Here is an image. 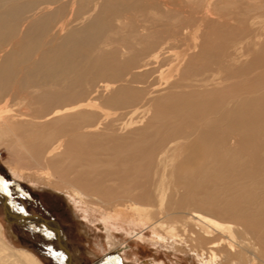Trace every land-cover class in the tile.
I'll return each instance as SVG.
<instances>
[{
    "label": "bare ground",
    "instance_id": "bare-ground-1",
    "mask_svg": "<svg viewBox=\"0 0 264 264\" xmlns=\"http://www.w3.org/2000/svg\"><path fill=\"white\" fill-rule=\"evenodd\" d=\"M92 1H0V142L14 164L48 176L46 184L78 203L109 213V206L124 205L148 214L152 225L158 222L166 231L160 242L168 250L193 252L202 264H264V56L254 54L248 65L232 71L221 49H204L203 56L218 66L213 76L229 75L216 79L218 89L201 92L195 87L209 81L188 80L178 92L152 98L151 92L128 93L120 86L100 105L93 99L84 103L87 93L82 88L75 93L76 87L102 77L116 83L121 77L104 65L96 67L94 47L114 40L117 54L121 46L133 54L129 64L143 55L140 47L151 49L159 41L143 32L123 40L110 37L112 20L122 23L133 7L107 2L100 6L106 18L98 13L85 27L66 33L74 4L80 3V18ZM248 1L254 13L262 10L261 3ZM203 3L206 12L217 15L209 11L211 0H200L198 8ZM7 4L10 8L1 11ZM220 18L226 24L234 20L227 11ZM237 19L241 25L248 21L242 14ZM199 58L191 62L197 65ZM184 59L179 57L176 67ZM102 89L108 91L110 84ZM122 110L129 111V121L119 123ZM166 162L173 168L168 178ZM5 222L14 224L6 217ZM54 234L66 257L70 252L57 237L61 233ZM0 264L42 263L8 244L0 224ZM144 264L163 263L148 259Z\"/></svg>",
    "mask_w": 264,
    "mask_h": 264
},
{
    "label": "rangeland",
    "instance_id": "rangeland-1",
    "mask_svg": "<svg viewBox=\"0 0 264 264\" xmlns=\"http://www.w3.org/2000/svg\"><path fill=\"white\" fill-rule=\"evenodd\" d=\"M199 1L94 0L92 3L95 2V4L85 9L84 13L87 15L82 13L83 17L80 18L76 13L80 3L74 4L72 16L68 17V24L71 26L67 28L66 33L76 27L77 29L85 27L88 21L98 13L102 18H106L108 13L105 10L101 11L100 6L101 3L107 2L110 6H118L116 8L133 7L131 12L125 13V17L120 19L122 23H118L116 18L112 20L113 29L108 28L110 37L114 36L116 39L123 40L130 38L131 33L141 34L143 32V34L149 33L150 36L154 35L155 38L157 36L159 39L156 47L151 49L149 46L140 47L143 49V55H135L129 64H127V59L133 54L122 46L117 54L115 51L117 45L114 40H109L101 46L97 45V49L94 47L91 54V57L96 59V67L104 65L121 77L116 83L112 82L109 77L98 78L91 81L89 85L76 87L74 92L77 93L81 88L85 89L87 95L83 98V102L93 99L96 104L100 105L120 86H125V91L128 93L143 90L147 94L151 92L152 98H158L178 92L180 85L188 80L193 82L205 79L204 82H210L208 86L195 87L203 92L208 90V87L216 89L218 82L216 79L229 77L228 74L213 76L216 75L218 66L214 64L215 62H208L213 61L212 59L203 56L204 49H221L224 63L228 70L232 71L248 65L254 54L264 56V0H256L261 3L262 8L257 13L252 11L253 6L248 0H211L209 11L216 10L217 15L206 12L204 3L198 8ZM230 3L234 4L228 9L227 6ZM10 6V4L4 5L1 11L8 10ZM224 11L232 14L234 20L226 24L220 18L221 12ZM89 13H92L91 17ZM238 14L248 18L244 25L238 21ZM156 21H160L159 24L156 25ZM21 34L23 35V32ZM100 53L103 55L101 58ZM157 53L161 55L155 59L154 56ZM183 55H185L184 61L176 67L179 57ZM197 57H200V60L195 65L191 59L194 60ZM232 58L236 61H232ZM3 60L4 55L0 59V65ZM187 75L189 78L184 80ZM105 84H110V89L106 92L102 89ZM201 84L203 82L199 83ZM172 85L179 86L171 88ZM96 88H99L100 92L92 94ZM12 109H17V107H12ZM128 112L122 110L118 113L120 114L119 123L129 121ZM152 113L147 115L143 125ZM170 164L166 162L167 167L164 173L166 178L169 177L170 171H173ZM21 165L23 164L19 166L14 164L12 155L0 142V192L8 197L13 213L26 216L38 215L57 222L65 234L73 264H144V261L148 259H154L163 264H202L193 252L168 250L160 242L161 238H167L166 231L158 226V222L152 225L147 220L148 214H143V212L140 214L136 209L132 210L124 205L109 206L113 212L119 210L122 213L116 216L104 208L78 203L70 196H65L66 194L59 190L55 191L49 184H46L48 176H40L41 173L38 170H27ZM45 169L46 167L42 166V170L46 171ZM4 182H7V191L3 190ZM111 218L114 221H111ZM0 224L4 239L12 247L32 253L42 264H66L60 243L52 231L38 225L6 223L1 202ZM103 224L108 225L107 228ZM104 228L108 229L113 237L115 244L112 246L108 244V232ZM155 242L160 245L157 246ZM179 247L187 248L185 245Z\"/></svg>",
    "mask_w": 264,
    "mask_h": 264
},
{
    "label": "water",
    "instance_id": "water-1",
    "mask_svg": "<svg viewBox=\"0 0 264 264\" xmlns=\"http://www.w3.org/2000/svg\"><path fill=\"white\" fill-rule=\"evenodd\" d=\"M0 201L3 205V211H4V214H5V217H6V220L11 222V223H14L16 225H23V224H38L44 228H47L51 231H53L54 233H56L57 235V232H60L61 233V236H58V239H62L63 240V243L64 245L66 246L67 245V241H66V238H65V234L61 228V226L53 221V220H48V219H45L41 216H38V215H15L12 211V206L9 202V199L8 197L0 192ZM66 249L68 250V248L66 247ZM66 264H69V259H70V254L67 252L66 253Z\"/></svg>",
    "mask_w": 264,
    "mask_h": 264
},
{
    "label": "snow or ice",
    "instance_id": "snow-or-ice-1",
    "mask_svg": "<svg viewBox=\"0 0 264 264\" xmlns=\"http://www.w3.org/2000/svg\"><path fill=\"white\" fill-rule=\"evenodd\" d=\"M3 190H4V191H7V182H4V183H3Z\"/></svg>",
    "mask_w": 264,
    "mask_h": 264
}]
</instances>
